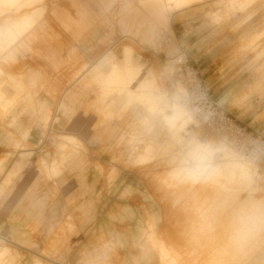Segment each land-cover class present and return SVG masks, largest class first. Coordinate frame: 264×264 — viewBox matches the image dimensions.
Wrapping results in <instances>:
<instances>
[{"label": "rangeland", "instance_id": "obj_1", "mask_svg": "<svg viewBox=\"0 0 264 264\" xmlns=\"http://www.w3.org/2000/svg\"><path fill=\"white\" fill-rule=\"evenodd\" d=\"M103 1H88L96 20L76 39L74 28L67 30L55 19V15L69 17L75 27L83 23L72 0H0V95L3 85L14 90L20 82L26 86L20 100L29 96L35 105V111L24 117L26 125L36 129L31 133L38 141L39 81L31 85L28 79L41 71V60L35 53L37 46L15 57L12 48L45 18L51 32L59 34L62 55L73 57L58 80L74 85L57 88L61 96L68 89L74 91L70 106L77 125L89 123L100 100L97 92L86 89L84 65L90 70L105 52L104 57L115 52L118 63L125 47L133 50L127 51V70L113 76L102 94L106 111L101 118L111 119L106 122L116 129L106 144H94V134L87 128L72 132L83 145L73 136L60 135L69 132L65 124H50L42 153L38 142L22 140L15 128V135L12 129L5 130L35 153L26 170L51 181L55 197L71 178L85 187L89 175L101 174L107 191L106 231L117 237H83L81 251H72L69 241L54 242L51 252L37 251L45 258L0 238V264H264V175L250 163L227 156L224 148L212 147V143H225L224 139L197 127L186 89L173 76L176 57L188 53L214 100L255 136L264 138V0H114L102 17ZM148 3L150 10L158 6L170 17L169 28L158 29L153 40L147 39L145 27L129 32L124 24L128 8L145 16ZM107 17L113 23L105 25L98 44L95 28ZM201 41L223 54L208 71L193 57V45ZM133 62L144 67H134ZM45 70L54 83L57 75L48 67ZM92 88L96 91L98 85ZM58 117L64 121L62 112ZM194 144L208 149L200 160L191 157ZM5 149L11 154L0 157L6 159L0 182L21 152L11 145ZM72 154L84 156L82 171L65 170L76 158ZM16 183L17 179L13 186ZM11 186L6 187L8 193ZM72 253L75 257L66 261Z\"/></svg>", "mask_w": 264, "mask_h": 264}, {"label": "crops", "instance_id": "obj_2", "mask_svg": "<svg viewBox=\"0 0 264 264\" xmlns=\"http://www.w3.org/2000/svg\"><path fill=\"white\" fill-rule=\"evenodd\" d=\"M72 1L83 23H76L75 27L72 24V19L69 17L65 19L63 16L55 15V19L58 21L59 25L67 30L74 28L77 33V37L75 38L78 39L80 38V33L85 31V28L88 27L87 24L93 23L96 19L92 17L91 12L87 8L89 0ZM113 3L114 0L103 1L104 5L100 8L102 17H104V15L106 16V12L112 8ZM149 5H151V3H148L146 7L148 12L145 16H139L128 8L124 17V24L129 32H132L133 28L139 30L145 27L147 39L153 40L156 39L159 34L158 29L169 28L170 17L163 14L162 11L160 12L161 9L158 6L156 9L155 5H153V7H151L152 10H150ZM132 12L133 15H131ZM111 16L114 17L115 15ZM112 19L114 20V18ZM112 23L113 21L111 18L107 17L106 20L102 19V24L95 28L96 33L94 39L95 41H99L97 42L98 44L103 41L100 38L104 35L103 31L105 30V25H112ZM24 38V41L19 40L16 43L18 47L15 46L16 44L13 46L12 54L15 57L21 50L31 52L32 45L37 46V51L35 53L41 60L39 66L42 69L37 75L29 77L28 80L31 85H34L37 80L39 81L38 94L40 98L37 100L36 104V112L39 113V117L37 118L38 128L36 127L39 129V140L37 141L32 137V128L27 126L25 121L26 115L35 111V105L31 103L32 100L29 96L26 97L27 99L25 101L20 100V97L24 96H21V93L24 88L26 89V86L20 82L18 88L14 90L9 86L7 89L5 85H3V94L0 95V99L3 100V103L0 104V117L2 119L4 118L6 121L3 123L0 122V157L11 154V152L5 149L7 145L14 146L20 149L21 152L18 159L6 170L4 175L1 176L0 197L5 195V199L0 202V238L24 250L31 252L34 250V254L41 258H45L41 253L43 250L51 252V246L54 242L69 241V248L72 251L75 249L81 251L83 237H106L107 235L108 237H117V234L106 231L107 191H105L104 181L101 182V174L99 173L93 175L91 178H89V175L87 177L88 181H86L87 185L83 187L77 185V182L73 181L71 178L69 185H62L58 188L60 195L55 197L57 190L51 181L43 179L41 175L36 173L31 175L28 170H26V167L30 165V160L35 153L26 150L17 138L11 137L5 130L10 131L12 129L13 132L16 129L18 131V137H21L22 140H28L27 142L30 144H36L38 142V149L42 153L45 144L44 140L50 124L59 125L61 127L65 124L69 132L61 133L60 135L73 136L83 145L84 143L72 133L75 128H87L88 132L94 134L92 138L94 144H106L109 138H112L111 136L116 132V129L112 128V126L108 125V122H106L111 119L105 121L104 118H101V115L106 111V107L101 102L103 98L102 94L103 91L107 89L105 86L106 83L113 76L127 70L128 66L125 60L127 58V51L130 50L133 52V50L129 47H125L123 50V58L118 63L115 52H110L104 57L106 54L105 52L90 70H88V64L84 65L82 72H88L86 89L93 93L97 92L99 94L98 99L100 100L97 106L94 105L95 112L89 115V123L83 124V122H81L80 125L79 122L77 125V123L72 122L74 114L73 108L70 106L73 102L74 91H69L68 89L64 91L61 96L59 92L61 90L57 88V86L67 87V85H74L71 83L66 84L58 80L62 73L66 71L67 67H71L73 61V57L70 54L66 57L62 55V48L59 44V34L57 33L56 35L51 32L49 20L45 18L41 25L31 30ZM104 38L106 39L105 36ZM52 43H56L57 46L53 47ZM103 49L106 51L105 48ZM220 50L219 48L216 50L213 49L203 41L199 43L195 42L193 45V57L198 59L201 65L206 66L203 71H208L216 63L215 59L218 60L223 55ZM132 64L134 67H136V64L143 66L139 62H133ZM46 67L57 75L54 83H51V81H48L46 78ZM16 77L20 81L21 77ZM95 84L98 85L96 91L92 88V85ZM113 88L116 89V87ZM66 92L68 93L65 95ZM59 94L60 97H62L61 99H58ZM53 102L56 107H54L55 110L53 108ZM28 106L29 109H27ZM60 112L65 116L63 119L64 121L58 117ZM132 112L138 117L134 110ZM7 115L9 116L7 117ZM101 126L103 132L99 133ZM33 129L35 128L33 127ZM13 134L15 135V132H13ZM109 152L112 153L113 148H111ZM79 155H74L76 156L75 160L65 168L67 172L83 170L84 156L81 154ZM69 156L71 155H67V158ZM114 159H117V157H114ZM5 162L6 159H0V173L4 170ZM67 163L68 160L66 161V164ZM40 165L44 169L43 164ZM61 173L62 171L60 174ZM15 179H17V183L16 186H13ZM95 182H97L96 186L93 184ZM10 185H12L11 191L8 193L6 187ZM116 222L117 221L113 222L115 228H117ZM68 225H71V227ZM38 250L42 252L39 254L37 253ZM72 257H75L73 253L65 260L69 261Z\"/></svg>", "mask_w": 264, "mask_h": 264}, {"label": "built area", "instance_id": "obj_3", "mask_svg": "<svg viewBox=\"0 0 264 264\" xmlns=\"http://www.w3.org/2000/svg\"><path fill=\"white\" fill-rule=\"evenodd\" d=\"M173 76L186 89L188 105L197 127L207 135L220 136L235 154L254 165L264 175V138L238 122L214 100L206 87L196 61L186 52H181L174 61Z\"/></svg>", "mask_w": 264, "mask_h": 264}, {"label": "clouds", "instance_id": "obj_4", "mask_svg": "<svg viewBox=\"0 0 264 264\" xmlns=\"http://www.w3.org/2000/svg\"><path fill=\"white\" fill-rule=\"evenodd\" d=\"M207 152L208 149L203 145L194 144L191 147V157L194 160L202 159ZM261 219L264 221V214H262Z\"/></svg>", "mask_w": 264, "mask_h": 264}, {"label": "bare ground", "instance_id": "obj_5", "mask_svg": "<svg viewBox=\"0 0 264 264\" xmlns=\"http://www.w3.org/2000/svg\"><path fill=\"white\" fill-rule=\"evenodd\" d=\"M139 71V70H138ZM179 85H181V84H179ZM181 87V86H180ZM182 88V87H181ZM184 94H185V99L187 98L186 97V92H185V89H184ZM186 103H187V100H186ZM188 104V103H187ZM201 138H202V135H201ZM203 143H204V141H203ZM205 144V143H204ZM212 147H214L215 149H218L219 147H222V148H224V150H225V152L227 153V151H228V154H226L227 156H229V157H233V155H234V157H236V158H238V159H240L241 161H246V160H244V159H241L240 157H238L235 153L233 154L232 153V149L229 147V146H227L225 143H223V144H221V145H218V144H216V143H212ZM246 162H248V161H246ZM249 163V162H248ZM251 164V163H250ZM252 165V164H251ZM253 167H254V165H252Z\"/></svg>", "mask_w": 264, "mask_h": 264}]
</instances>
